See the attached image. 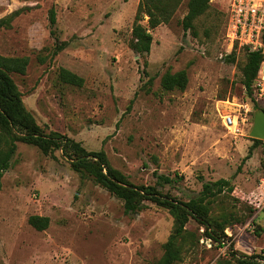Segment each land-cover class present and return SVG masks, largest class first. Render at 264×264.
I'll return each instance as SVG.
<instances>
[{"label":"rangeland","instance_id":"rangeland-1","mask_svg":"<svg viewBox=\"0 0 264 264\" xmlns=\"http://www.w3.org/2000/svg\"><path fill=\"white\" fill-rule=\"evenodd\" d=\"M187 1L151 31L150 53L139 56L131 46L139 0H0V19L18 13L0 30V56L28 58L25 74L11 78L44 136L57 133L87 153H104L131 185L183 205L204 184L229 181L232 191L222 189L208 206L222 243L189 217L175 264H264V207L255 204L260 150L246 126L235 135L223 124L224 115L251 103L241 82L247 49L231 38V0H210L185 31ZM62 69L82 85L66 84ZM180 71L186 88L163 90V75ZM71 164L61 148L43 154L16 142L1 179L0 264L157 263L174 232L169 209L143 200L126 214L121 200ZM157 176L173 182L159 185ZM31 216L47 217L48 228L36 231Z\"/></svg>","mask_w":264,"mask_h":264},{"label":"trees","instance_id":"trees-1","mask_svg":"<svg viewBox=\"0 0 264 264\" xmlns=\"http://www.w3.org/2000/svg\"><path fill=\"white\" fill-rule=\"evenodd\" d=\"M184 0H139L132 27V50L139 56L150 53L152 44L151 31L160 25H167L174 16L177 9ZM210 0H188L187 13L182 20L185 31L193 30L194 22L209 10ZM18 13L15 12L8 17L0 19V30L11 27L12 19ZM145 18L146 25H143ZM50 34L54 35L56 16L54 10L49 12ZM246 54V64L241 69L242 85L246 94L252 102L253 110L261 107L255 102L252 85L256 80L257 72L263 59L259 52ZM63 50V45L56 46L54 54ZM230 62L234 61L233 56L229 57ZM29 60L22 58H6L0 56V189L1 179L11 166V160L16 151V142H23L36 146L43 154H47L52 148H61L66 156L72 159V168L78 173H85L92 177L97 185H100L112 196L121 200L126 214L134 213L141 208L143 200H149L157 205L169 209L175 218L174 232L164 245V254L155 264H175L180 259V249L177 240L184 233V226L188 218L192 217L205 227L204 234L210 240L222 243L220 236L210 227L207 220L208 206L211 198L216 197L222 189L232 191L229 181L219 180L212 184H204L200 195L191 199L183 205L173 201L162 199L151 187H137L131 185L126 178L117 170L112 169L106 160L104 153H87L78 144L57 133H50L44 136L35 123L32 115L26 111L21 101V93L11 78V74L24 75ZM60 78L68 85H82V79L66 70H60ZM187 85V75L184 71L174 74L166 73L161 78V87L165 91L175 89L183 91ZM255 103V104H254ZM264 112V107L262 108ZM16 132V134H15ZM253 148L260 147L261 141L254 140ZM73 153L69 155L68 152ZM251 158V151L244 160ZM173 179L157 176L159 185L170 184ZM257 201H255L256 204ZM29 225L36 231H44L48 228L49 219L41 216H31L28 219ZM222 234V231H221ZM239 264H241L239 262Z\"/></svg>","mask_w":264,"mask_h":264},{"label":"built area","instance_id":"built-area-1","mask_svg":"<svg viewBox=\"0 0 264 264\" xmlns=\"http://www.w3.org/2000/svg\"><path fill=\"white\" fill-rule=\"evenodd\" d=\"M230 7L232 41H238L241 46L247 47L249 52L260 51L263 54L256 80L252 85V97L262 110L264 107V0H231ZM252 107V102L250 106L241 105L237 115H224L223 124L228 130L231 128L232 134L235 135L240 133V124L246 126L250 132L252 125L247 123L246 116L252 112ZM244 136L248 137V134ZM259 141H261L260 174L257 186L258 197L255 200L257 207L260 206L262 209L264 207V139ZM225 233L229 235L228 230Z\"/></svg>","mask_w":264,"mask_h":264},{"label":"water","instance_id":"water-1","mask_svg":"<svg viewBox=\"0 0 264 264\" xmlns=\"http://www.w3.org/2000/svg\"><path fill=\"white\" fill-rule=\"evenodd\" d=\"M249 138L254 140L264 139V112L261 109L255 111L253 124L249 132Z\"/></svg>","mask_w":264,"mask_h":264},{"label":"bare ground","instance_id":"bare-ground-1","mask_svg":"<svg viewBox=\"0 0 264 264\" xmlns=\"http://www.w3.org/2000/svg\"><path fill=\"white\" fill-rule=\"evenodd\" d=\"M254 104H255V103H254ZM229 131L232 133L231 128L229 129Z\"/></svg>","mask_w":264,"mask_h":264}]
</instances>
